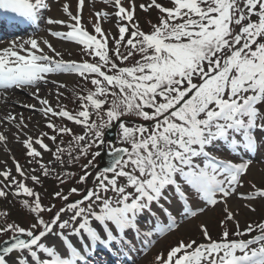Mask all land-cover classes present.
Instances as JSON below:
<instances>
[{
	"label": "snow or ice",
	"instance_id": "obj_1",
	"mask_svg": "<svg viewBox=\"0 0 264 264\" xmlns=\"http://www.w3.org/2000/svg\"><path fill=\"white\" fill-rule=\"evenodd\" d=\"M111 2L121 21L133 22L134 0L129 8L121 0ZM169 2L170 7L157 0L141 4L144 11L158 10L161 15L157 23L148 33L136 24L130 33L127 26H120L111 52L99 23L94 26L95 35L90 34L81 24V15H73L65 4L63 11L73 23L66 25L67 32L50 34L83 46L89 56L98 58L94 63L55 59L35 38L24 41L19 50L13 43L0 52V90L36 86L54 73H75L92 85L87 94L77 96L78 110L74 111L64 107L54 110L47 99L39 98L38 88L33 93L46 117L50 114L82 126L83 134L75 135L67 126L47 124L55 133L48 137L53 142L57 135L72 136L78 155L68 150L69 162L88 157L92 148L100 149L83 165L79 184H86L92 175L88 169L95 168L94 162L104 150L105 129L114 122L120 141V146L109 147L111 163L94 177L92 188H85L82 194L75 187L68 195L55 193L63 201H69L71 194L80 196L58 209L55 205L42 207L39 194L11 179L17 195L33 198L30 204L25 201V206L36 214V222L27 229L16 224L0 229V235L11 234L0 241V264H91L92 257L100 252L119 254L114 245L123 243L129 232L138 233L139 218L146 212L156 215L153 206L167 217V223L156 226V232L163 236L180 226L164 203L175 201L181 206L180 215L196 217L208 207L226 204L242 186L252 163L251 154L264 145V135L259 139L255 135L257 131L264 134V0ZM84 4L85 0H79L81 12ZM48 9L46 0H0V10L32 22ZM100 15L96 13L97 18ZM46 23L65 24L52 18ZM44 44L55 56L60 55L48 41ZM121 46L126 49L123 53ZM136 56L139 59L130 65L120 66ZM123 117L139 122H121ZM11 119L15 117L9 116ZM6 139L0 134V141ZM23 144L32 158L41 156L34 144L50 151L41 138L33 141L29 137ZM216 149L230 155L242 152L249 159H239V155L238 162L222 159ZM64 152L58 147L54 153L61 164ZM40 167L47 176L48 168L44 164ZM16 172L25 176L19 163ZM0 176L10 179L7 171ZM30 178L36 184L41 182L39 176ZM251 187L254 191L242 198L264 200V188ZM7 196L8 192L0 188V197ZM44 212L51 213L47 221L42 218ZM69 212L71 215L64 219ZM225 213L226 221L234 219L227 207ZM235 227V237L249 236L257 229L260 234L230 239L225 230L219 240H213L207 226L201 225L206 243L180 241L166 256L157 255L155 264H264V222L255 227L249 224L245 231L238 222Z\"/></svg>",
	"mask_w": 264,
	"mask_h": 264
},
{
	"label": "rangeland",
	"instance_id": "obj_2",
	"mask_svg": "<svg viewBox=\"0 0 264 264\" xmlns=\"http://www.w3.org/2000/svg\"><path fill=\"white\" fill-rule=\"evenodd\" d=\"M140 2H144L143 4L147 5L151 2V0H134L135 4ZM122 4L125 6L132 2V0H121ZM157 2L161 3L166 7H170L171 4L169 0H157ZM112 3L111 0H85L84 7L81 10L78 7L79 0H60L56 3H53L48 9V18H52L54 20H62L65 24H52L47 25L46 31L40 34L37 39L40 46L43 48L44 52L50 56H54L55 59H63L64 61H79L82 59V56L88 55L87 52H84V55L79 57V51L81 49V45H77L74 42L60 40L56 37H53L50 33L59 31V32H67L69 28L66 26L68 24H72L73 21L69 18V16L63 11V6L67 4L69 6V10L73 15L80 14L81 15V24L83 27L85 23H88L89 30L94 32L93 25L96 24L94 21V16L99 12L101 15L99 17V25L103 29V31L107 34L108 39L111 40L110 44V52L115 47V40L119 37V32L115 25V12L113 7H110L108 4ZM124 6V7H125ZM131 6V5H130ZM130 6H126L125 8H129ZM103 11V12H102ZM107 14L106 16L104 14ZM112 13V14H110ZM160 13L155 8H150L148 11L142 10L139 6H135V14L133 24L138 25L141 29L146 32H150L152 30V25L157 23L158 18L160 17ZM97 17V16H96ZM98 19V18H97ZM83 21L85 23H83ZM86 25V24H85ZM128 35H126L127 38ZM44 41H48L51 44L52 48L55 49L56 53H60L59 56H55V53L49 50L48 46L44 44ZM120 51L123 53L126 51L125 47L121 46ZM80 58V59H79ZM113 58L115 56L113 55ZM119 62V60H116ZM78 74L75 73H54L49 74L47 77V82L41 81L38 83V86L32 88L28 92H22L18 94L23 97V101H14L12 102V107L8 109V111L3 112L2 105L0 106V124L2 123L7 127L4 129L0 126V134H3L7 139L6 141H0V172L7 171L10 173V179L4 180L2 176H0V188L4 189L8 192L11 199L10 191H13V187L11 184L12 178H19L22 183H25L26 186L31 188L34 191V187L37 190H41V184L35 186L32 183L31 176H41V164H44L48 167L53 175L51 179L47 178L50 181V185L55 181L56 174H61L65 169L69 167L68 161L64 160V163L61 164L59 161L55 159L54 151L57 147V143H59V135H57V139L55 142L50 140L48 137L54 134H50L48 137L44 136L42 133L45 130V125L48 123L49 119L55 120L54 124L57 128L60 125V122L67 121L61 119L59 117H52L50 114L46 117L39 109L42 107L39 104V100L33 95L38 91V96L40 99H47L49 101V106H51L54 110H57L58 103L67 99V91L74 84L76 79L78 78ZM63 84L65 87H58V85ZM86 85H90L86 83ZM57 93H61L62 95L58 96ZM25 105H34V108L26 107ZM9 116L15 117V119L9 120ZM71 125L76 129L77 135L83 134V128L80 125H75L71 121H68ZM257 139H259L262 135L261 132L257 131L255 133ZM32 138L33 141L37 138L43 139V142L48 145L50 151H45L40 148L39 145L34 144L33 146L36 150L41 152V156L37 158L27 157V159L23 160V153L27 151L24 147L23 141ZM115 146H120L119 136L114 143ZM112 146V145H111ZM99 149V148H98ZM95 148L93 149V151ZM217 151L220 149H216ZM100 151V149H99ZM92 153V150H91ZM218 155V154H217ZM239 155V159H248L249 156L244 153H232L231 155L228 153L227 159H232L238 162L237 156ZM252 155V154H251ZM257 162H252L248 173L243 177L244 188L238 187L237 193L230 196L227 199V203H218L215 207H208L203 214H199L196 217L184 218L180 215V204L175 201L172 204H164L165 207L172 212L173 216L176 217L177 222L179 223L178 233L177 232H169L163 236H160L156 232V228H153L151 225V220L155 219V223H166L167 217L165 215H159V217H150L146 222L142 220L143 223H148L149 226L144 228L146 225H142L140 231H144L147 233H152L153 239L150 244L149 254L143 259H139L135 264H155V259L157 255H166V253L170 250L171 247L175 246L178 242L184 241L185 243L190 240H194L201 235L200 225H206L208 230L213 235V238L220 239L221 232L225 231V227H223L222 219H225V208L229 209L234 214V219L231 221H227L229 225H236L238 222L242 229H246L247 225L258 224L264 220V200L260 198H256L254 200L244 199L243 196L250 195L254 189L251 187L253 184L256 188H264V145L259 146V150L256 151ZM252 158V157H251ZM19 163L22 170L25 173L24 177H21L19 173L16 172V164ZM95 165H98V158L95 161ZM96 168V166H95ZM83 171V169H80ZM93 170V169H92ZM91 171V170H90ZM99 171L94 170L92 175L89 177V186L88 188H92L95 180L94 177L98 174ZM61 177V176H60ZM243 185V184H242ZM34 186V187H33ZM75 187L80 190L82 194L85 190V187L82 184H72L71 189ZM58 189V188H57ZM52 190V193L58 192V190ZM69 185L63 188L62 193L66 194L70 193ZM111 195V193L109 194ZM8 197V196H7ZM55 197V196H54ZM71 197H79L77 194H71ZM22 198V197H21ZM52 198L50 196L49 200ZM9 199V198H8ZM33 199V198H32ZM17 201V200H14ZM55 205L60 204L62 200L56 199L55 197ZM1 204L5 205L4 198L0 199V208ZM3 207V206H2ZM11 207V206H10ZM14 210L12 213L16 214L15 218L18 221V224L21 227L28 228L29 224H34L36 221L33 217L28 213L24 212L23 209H19L17 204H14ZM12 209V208H11ZM195 210V209H194ZM47 215H51L48 213ZM71 213L69 212L67 215H64L63 218L67 219ZM50 217H48L49 219ZM3 229L4 227L1 226ZM0 228V229H1ZM229 228V227H228ZM231 233L236 231V228L228 230ZM7 233H4V236ZM54 239V238H53ZM147 241H150L147 239Z\"/></svg>",
	"mask_w": 264,
	"mask_h": 264
},
{
	"label": "bare ground",
	"instance_id": "obj_3",
	"mask_svg": "<svg viewBox=\"0 0 264 264\" xmlns=\"http://www.w3.org/2000/svg\"><path fill=\"white\" fill-rule=\"evenodd\" d=\"M0 52H2L1 51V48H0ZM1 102H3V104H2V110H3V112H6V111H8V109L10 108V107H12V102H14V101H18V100H22L23 98L22 97H20V96H18V95H16V93L14 92V90H12V91H9V92H6V91H4V92H2L1 93ZM8 108V109H7ZM0 126L2 127V128H4V129H7V127L5 126V125H3L2 123L0 124Z\"/></svg>",
	"mask_w": 264,
	"mask_h": 264
},
{
	"label": "water",
	"instance_id": "obj_4",
	"mask_svg": "<svg viewBox=\"0 0 264 264\" xmlns=\"http://www.w3.org/2000/svg\"><path fill=\"white\" fill-rule=\"evenodd\" d=\"M136 123H137V122H136ZM115 129H116V128L111 129V130L107 133V137L110 138L111 140L114 139ZM106 154H107V158H108V160H109V161H107V162H108V164H110V163H111V158H110V156L108 155V152L105 153V155H106Z\"/></svg>",
	"mask_w": 264,
	"mask_h": 264
}]
</instances>
